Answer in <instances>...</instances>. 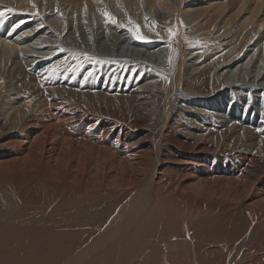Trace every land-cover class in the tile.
I'll return each instance as SVG.
<instances>
[{
	"label": "bare ground",
	"instance_id": "6f19581e",
	"mask_svg": "<svg viewBox=\"0 0 264 264\" xmlns=\"http://www.w3.org/2000/svg\"><path fill=\"white\" fill-rule=\"evenodd\" d=\"M8 9L0 264H264V0Z\"/></svg>",
	"mask_w": 264,
	"mask_h": 264
},
{
	"label": "rangeland",
	"instance_id": "374dc122",
	"mask_svg": "<svg viewBox=\"0 0 264 264\" xmlns=\"http://www.w3.org/2000/svg\"><path fill=\"white\" fill-rule=\"evenodd\" d=\"M10 1V0H9ZM214 1H216V0H214ZM5 4H6V2H5ZM10 10V11H9ZM12 12H14V10L13 9H8L7 11L6 10H3L2 11V16H6L8 13H12ZM71 14V13H70ZM96 14H97V16L101 19V22H103V16L101 15V13L100 12H98V11H96ZM27 15V12L26 11H24V15L22 16V17H25ZM66 15H67V13H66ZM68 16V15H67ZM20 21H22L21 19H19ZM89 20L90 19H88V22H89ZM143 34V33H142ZM153 34L155 35V34H157L159 37H160V35H159V33L158 32H154L153 31ZM143 36H144V34H143ZM263 45V50H264V43L263 44H261V46ZM260 46V47H261ZM262 50V52H263V54H264V51ZM255 52V51H254ZM256 52H257V50H256ZM58 54V53H57ZM251 54H252V52H251ZM53 56H55V55H53ZM250 57V56H249ZM249 59L250 58H248V59H245L244 60V62H245V66L247 65V66H249V68L248 69H250L251 68V71L252 72H254L255 71V73H257L259 70H260V68L261 67H264V65L262 64L263 62H258V64H257V67L255 68V66L253 67L252 66V63H250V61H252V60H250L249 61ZM247 61H249V62H247ZM242 64H243V62H241ZM241 63H239V64H237V65H235V63H233V64H231V66L230 67H232L233 68V70L234 69H237V67H238V65H241ZM244 65V64H243ZM252 66V67H251ZM230 67H226L227 69H231ZM226 68H224V69H226ZM255 68V69H254ZM258 69V70H257ZM250 71V70H249ZM248 71V72H249ZM240 72V70L237 72V73H239ZM62 75V74H61ZM68 77H69V74H66L65 73V77H64V80H66V79H68ZM82 77H83V75H81V77H79V78H77L78 79V82H79V84H81L82 83V81H81V79H82ZM70 82H73L74 81V79L72 78V79H70L69 80ZM45 84V86L47 85L46 84V82L44 83ZM35 89H37V90H39V91H41L42 93H43V91L41 90V89H39V88H35ZM209 90H210V87L209 86H206L205 88H203V89H199V94H201V95H204V96H206V95H209L210 93H209ZM45 97H47L46 95H45ZM49 109L50 110H52L53 112H57V111H59V114L61 113V109L59 108V107H57V106H50L49 107ZM45 115V114H44ZM42 121H43V123L45 122V121H47L45 118H42ZM260 122H264V120H260L259 122H256V123H254L253 125H255L256 127H258V125L260 124ZM82 127V125H80L79 126V128H81ZM13 133V132H11L10 131V128L8 127V126H4V127H1L0 128V136L1 135H3L4 133ZM199 155V157H198V159H197V161L198 162H200L202 165H201V167L205 170V172L206 173H208L209 175H218V174H220V173H214L215 171H217V170H226V169H231V167L232 166H234L235 164H234V162H235V159H233L234 161H232V159L231 158H229V157H225V165L223 164V166L222 167H218L217 165H214V164H209V163H207V162H205L202 158H201V153H199L198 154ZM236 163V162H235ZM214 168L216 169L215 171H214ZM235 173L234 172H230V175L231 176H233ZM223 175H226V173H223ZM227 176V175H226ZM175 239H177L176 237H174L173 238V240H175Z\"/></svg>",
	"mask_w": 264,
	"mask_h": 264
},
{
	"label": "snow or ice",
	"instance_id": "6c2138e0",
	"mask_svg": "<svg viewBox=\"0 0 264 264\" xmlns=\"http://www.w3.org/2000/svg\"><path fill=\"white\" fill-rule=\"evenodd\" d=\"M9 11H10V10H9ZM2 14H3V13H0V15H2ZM105 16H108V14L105 13ZM146 19H147V18H146ZM112 23H116V20H115L114 18H112ZM129 23H132V21L129 20ZM129 31L132 32V35H133L136 39H138V40H145V39H146L145 37H143V36L139 33L138 26H137L136 29H132V28H130ZM168 31H169L170 35L173 34V33H172V29H168ZM91 75H92V73L90 72V73H89V76H91ZM85 79H87V77H86Z\"/></svg>",
	"mask_w": 264,
	"mask_h": 264
},
{
	"label": "trees",
	"instance_id": "16d2710c",
	"mask_svg": "<svg viewBox=\"0 0 264 264\" xmlns=\"http://www.w3.org/2000/svg\"><path fill=\"white\" fill-rule=\"evenodd\" d=\"M222 172H224V171H216L215 173H222Z\"/></svg>",
	"mask_w": 264,
	"mask_h": 264
}]
</instances>
